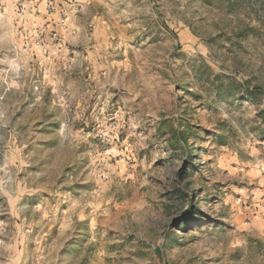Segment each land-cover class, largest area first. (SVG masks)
I'll return each instance as SVG.
<instances>
[{"label": "rangeland", "instance_id": "1", "mask_svg": "<svg viewBox=\"0 0 264 264\" xmlns=\"http://www.w3.org/2000/svg\"><path fill=\"white\" fill-rule=\"evenodd\" d=\"M0 264H264V0H0Z\"/></svg>", "mask_w": 264, "mask_h": 264}, {"label": "trees", "instance_id": "2", "mask_svg": "<svg viewBox=\"0 0 264 264\" xmlns=\"http://www.w3.org/2000/svg\"><path fill=\"white\" fill-rule=\"evenodd\" d=\"M183 135H184V133L182 131L176 129L172 133V138L170 141L172 142L174 139H176L179 142L180 139L183 138ZM192 190L193 191H192L191 195L194 194L195 188ZM176 195H177V198H180L182 200L183 199L185 200L186 197H189L184 189H177ZM194 206L195 205L193 203H191L190 208L182 215V217H180V219H179L180 228L186 229L189 222H195L198 220V218L196 217V212H195ZM197 211H200V209H197Z\"/></svg>", "mask_w": 264, "mask_h": 264}]
</instances>
